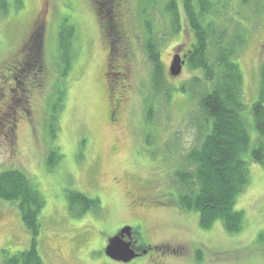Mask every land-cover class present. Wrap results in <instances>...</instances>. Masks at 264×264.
<instances>
[{
  "label": "rangeland",
  "instance_id": "1",
  "mask_svg": "<svg viewBox=\"0 0 264 264\" xmlns=\"http://www.w3.org/2000/svg\"><path fill=\"white\" fill-rule=\"evenodd\" d=\"M124 1L122 25L130 53L128 94L115 125L105 118L102 74L108 49L94 14L93 0H23L20 11L12 9L0 17V75L24 43L28 44L24 49L26 63L37 66L42 73L35 76L31 72L29 77L31 83H43L28 105L29 119L17 124L14 139L0 134V173L22 172L45 201L36 238L42 264H153L152 259L160 264H264V165L248 166L250 182L235 206L243 215L242 229L236 234H228L219 222L202 230L198 214L184 213L174 202L179 188L173 172L179 168L182 155L199 139L190 123L192 114L197 112L195 93L199 87L194 89V99L182 89L193 77L201 78V74L185 67L173 78L169 65L175 54H187L194 39L182 22L181 31L173 34L164 12L168 0ZM147 1L150 7L145 12ZM254 2L262 8L259 16H250V21L247 19L252 12L248 9L254 4L242 13L232 11L247 32L238 63L243 77L241 94L248 109L257 99L258 71L264 63V0ZM65 20L75 28L76 55L68 76L59 84L57 36ZM147 23L172 91L169 99L160 97L150 125L144 106L150 95L152 72L145 54ZM111 48L108 72L114 74V63L118 61L116 44L111 43ZM56 86L63 91V101L51 140L48 120ZM20 110L18 107L13 116ZM147 136L150 138L146 145ZM50 151L62 156L52 172L45 166ZM67 191L98 199L99 211L73 220L67 211ZM124 227L131 230V239L124 241L130 243V250L133 245L161 249L151 258L138 256L128 263H111L103 249L101 258L95 248L103 247ZM30 239L15 206L0 201V264L27 250ZM162 247H169L173 253L182 251L183 256L160 261L161 251H165Z\"/></svg>",
  "mask_w": 264,
  "mask_h": 264
},
{
  "label": "trees",
  "instance_id": "2",
  "mask_svg": "<svg viewBox=\"0 0 264 264\" xmlns=\"http://www.w3.org/2000/svg\"><path fill=\"white\" fill-rule=\"evenodd\" d=\"M114 1L108 0L99 7L100 15L104 14L106 21L103 26L99 24L102 29L105 26L106 34L112 38L111 43H115L118 50L120 43L127 48V41L122 21L118 25L115 22V5L111 6ZM252 4L254 7L248 9L252 12L247 19L250 21L251 17L260 15L262 8L254 0H238L237 4L235 0H168L164 8L167 24L173 34L181 31L184 23L193 35L194 43L182 57L185 62L183 68L201 74V78L193 77L189 85L182 89L194 99V89L199 87L195 93L197 112L190 118L191 126L196 128L198 144L182 155L173 178L179 188L174 194V202L184 213H197L202 230L209 229L216 222L228 234H236L242 229L243 215L235 210V206L238 196L250 182L248 166L264 165V63L258 71L257 99L248 109L241 94L243 77L238 63L247 32L242 21L232 16L242 13ZM149 7L147 1L143 7L145 12ZM22 8L23 0H0V17L6 16L12 9L20 11ZM118 31L125 39L122 35L116 36ZM145 33V54L152 67L150 95L144 100L145 117L150 125L160 97L164 96L162 98L167 100L172 91L163 75L159 49L150 36L149 23L145 24ZM75 38L74 26L66 24V20L62 22L57 36L59 84L68 76L75 59ZM41 86V82L33 85L30 101ZM56 87V98L48 120L51 140L55 137L54 124L63 101V91ZM149 138L147 136L144 141L146 145ZM61 159L57 152L50 151L46 158V169L52 172ZM65 200L68 215L73 220H80L90 212L95 214L100 209L98 199H91L76 191H67ZM0 201L15 206L21 224L31 238L27 250L7 258L3 264H42L36 243L40 233L39 217L45 206L40 192L25 174L8 170L0 173ZM98 249L103 251V247Z\"/></svg>",
  "mask_w": 264,
  "mask_h": 264
},
{
  "label": "flooded vegetation",
  "instance_id": "3",
  "mask_svg": "<svg viewBox=\"0 0 264 264\" xmlns=\"http://www.w3.org/2000/svg\"><path fill=\"white\" fill-rule=\"evenodd\" d=\"M97 0H93V8H94V14L98 22L101 23V25L105 24L106 21L104 20L102 13L100 15V9L99 7L101 5H104L108 2V0H99L98 3ZM117 2V3H116ZM115 11L114 14L115 22L117 25L122 21L123 18V11L125 6L124 0H115ZM102 25V26H103ZM103 34L105 35V39L107 42V49H108V55L106 59L105 64V71L102 74V79L105 82L103 87L102 82V90L104 96L106 95V111H105V118L109 124L115 125L119 122L120 116L122 112L125 109V103L127 98V92H126V84L128 82V67H129V50L128 47L126 48L123 46V44L120 43V49L116 50L115 55L118 58V61H115L113 71L114 74H110L108 70L110 69V53L112 51L111 48V40L112 38H109L108 33L106 34L105 26L102 29ZM122 35V36H121ZM117 37L121 36L124 38V35L118 31ZM122 39V38H121ZM125 39V38H124ZM126 41V39H125ZM25 44L21 45V47L16 51L13 59L10 61L8 65H6L3 68V73L0 75V134H2L4 137H10L11 139L15 138V128L20 121L28 120L30 117V111H29V104H30V98H31V89L33 85H38L39 82L31 83L29 80L31 72L35 73L34 75H40L41 70L37 66H31L26 63L27 58H25ZM32 44V43H31ZM32 54V51H31ZM28 57H30L29 54H26ZM181 58L182 56L179 55ZM125 61V63L123 62ZM42 74V73H41ZM19 75V76H17ZM110 76H114V78H111ZM18 78L21 79V81H18ZM123 81V82H122ZM23 82V84H22ZM17 96L19 97L17 100H14L13 97ZM20 108V114L17 116H13L15 112L17 111V108ZM132 247V246H131ZM133 252L135 251L136 254H138L139 257H145L151 258V254L159 252L158 249H161L160 247L147 245L144 247L145 249H142L141 247H135L133 245ZM165 251H161L163 255L160 256V261L164 259L165 261L168 259V257H180L183 255L182 251H178L176 253H173L174 251H169V247H162ZM97 249V250H96ZM96 252H98L100 257H103L102 251L100 249L95 248ZM102 261V259H101ZM153 264H160L159 262L152 259Z\"/></svg>",
  "mask_w": 264,
  "mask_h": 264
},
{
  "label": "water",
  "instance_id": "4",
  "mask_svg": "<svg viewBox=\"0 0 264 264\" xmlns=\"http://www.w3.org/2000/svg\"><path fill=\"white\" fill-rule=\"evenodd\" d=\"M183 64H185L183 59L175 54L169 65V75L173 78L178 77V75L181 74L184 66ZM130 233L131 230H128L126 227L120 228L116 236L111 237L106 241L103 246V250L105 251L104 256L105 258H108L111 263H128L131 260L134 261L138 258V255L130 250V243L127 244L124 242L126 239H131ZM119 234L122 235L120 236Z\"/></svg>",
  "mask_w": 264,
  "mask_h": 264
}]
</instances>
